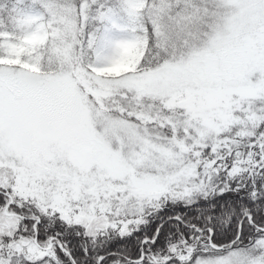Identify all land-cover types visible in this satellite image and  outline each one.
<instances>
[{
  "label": "snow or ice",
  "instance_id": "6c2138e0",
  "mask_svg": "<svg viewBox=\"0 0 264 264\" xmlns=\"http://www.w3.org/2000/svg\"><path fill=\"white\" fill-rule=\"evenodd\" d=\"M0 264H264V0H0Z\"/></svg>",
  "mask_w": 264,
  "mask_h": 264
}]
</instances>
